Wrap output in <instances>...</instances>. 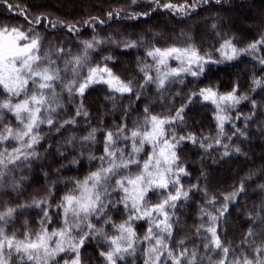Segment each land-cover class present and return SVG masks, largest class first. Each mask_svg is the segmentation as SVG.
Masks as SVG:
<instances>
[{"label": "trees", "instance_id": "1", "mask_svg": "<svg viewBox=\"0 0 264 264\" xmlns=\"http://www.w3.org/2000/svg\"><path fill=\"white\" fill-rule=\"evenodd\" d=\"M8 2L19 8L9 11L7 4L0 3V24L27 27L24 15L19 14L22 10L29 19L36 16L47 18L33 27L42 37L41 52L47 53L61 68L64 67L63 60L82 51V41L92 40L94 36L105 40L106 43L91 52L92 63H105L103 57H113L106 63L122 79L133 81V93L121 95L110 92L106 85L97 84L90 86L83 98H78L68 97L57 88L56 91L61 93L59 103L63 107L56 108L52 113L56 123L51 127L47 124L40 126L43 139L36 146L38 158H33L30 166L15 169L4 182L10 184L15 179L20 182L19 189L0 188V210L5 205L30 204L33 199L47 197L52 204V223L48 228L59 227L60 214L55 206L73 188L72 181L83 179L99 166L97 161L89 160L88 156L102 155L105 130L114 131L121 123H126L128 128L135 127L138 121L143 120L145 108L154 115L171 118L186 105L183 121L177 120L174 125L166 126L174 130L177 137L191 134L198 141L192 143L185 139L177 148L180 163L188 173L181 174L180 183L189 190V197L177 201L175 209L171 210L174 223L169 243L179 250V242L183 240L189 251H197L198 264H215L218 252L203 247L207 242L204 237L208 234L203 230L197 232L202 222L207 227V218L201 219V208L215 214L224 203L223 196L243 184L244 190L233 200L227 201L228 208L218 222L217 231L224 245L230 247L229 261L234 255L242 253L251 258L253 246L258 247L264 241V187H261L264 185V84L257 87L253 83L254 80L264 82V65L259 63V58L264 57V48L252 54H241L232 61L208 65L205 74L199 78L182 74V82L177 77L163 90L157 89L153 83L145 84L140 68L145 64H153L146 55L153 46L165 48L193 44L201 54L211 53L215 60L223 59L216 49L224 39L234 38L233 42L238 48H246L264 35V0H221L219 4L215 0H208L207 3H196L195 10H189L188 15H177L157 8L151 0H137L136 3H132V0ZM165 2L167 0H160V3ZM171 2L181 4L184 0ZM110 12L113 13L111 18L108 16ZM145 12L149 15L131 18L134 14ZM48 21H63L75 25L78 31L70 32L59 24L52 28ZM85 21H89V24H85ZM213 24L216 28L212 27ZM131 41H136L137 47H125ZM57 48H64L65 52L58 54ZM169 65L177 67L178 62L170 60ZM151 74L155 76V68L151 69ZM213 85L219 87L222 93L238 86L237 95L248 97L228 110V115L234 119L225 123V135L220 137L219 144L214 139L219 132L215 106L199 96L192 97L189 102L191 93ZM137 93L139 99L136 98ZM3 98L4 94L0 93V99ZM80 99L89 115L75 117L74 125H65L57 131L59 124L74 117ZM237 116L239 119H235ZM4 120L17 126L10 113H4ZM91 128L97 129L94 144L81 140ZM237 129L244 135H240ZM72 137L75 139L69 144L67 141ZM201 141L204 147H201ZM209 143L212 145L210 148L207 147ZM224 145L228 146L227 156L223 155L226 151ZM235 148L240 151L235 152ZM149 150L150 146L145 145V152ZM141 158H144V153H141ZM73 160L77 162L73 163ZM171 190V185L167 190H151L146 199L150 204L159 203L165 198L163 193ZM213 197L215 205H210L208 200ZM113 198L119 199L115 193ZM108 213L116 223L122 222L128 215L119 205L110 207ZM41 217L40 209L25 208L9 223L8 228L19 237L26 228L38 229ZM93 223L97 221L93 220ZM133 226L142 238L149 224L147 220H139ZM250 229L254 236L248 238L246 234ZM106 231L112 234L114 229L106 226ZM145 247V244H139L136 254L126 256L121 264H143ZM106 250V245L99 237L86 241L80 250L83 264H105L99 253Z\"/></svg>", "mask_w": 264, "mask_h": 264}, {"label": "snow or ice", "instance_id": "2", "mask_svg": "<svg viewBox=\"0 0 264 264\" xmlns=\"http://www.w3.org/2000/svg\"><path fill=\"white\" fill-rule=\"evenodd\" d=\"M136 2L137 0H132V3ZM151 2L157 8L169 10L177 15H188L189 10H195L196 3H207L208 0H192V3L184 0L181 4L172 3L171 0L165 3H160V0ZM220 2L221 0H215V3ZM0 3L7 4L9 11L19 8L8 0H0ZM19 14L24 15L27 27L0 24V93L4 94V98L0 99V188L10 187L13 190L19 189V181L13 179L10 184L4 182L15 169L30 166L31 160L38 158L36 146L43 139L40 126L47 124L51 127L56 123L52 113L56 108L63 107L59 103L61 93L56 91L57 88L68 97L78 98H83L86 90L97 84L106 85L113 93H133V81L122 79L106 63L113 57H103L105 63H92L91 52L106 43L105 40L94 36L92 40L82 41V51L63 60L64 67L61 68L47 53L41 52L42 37L33 27L47 18L36 16L29 19L24 11ZM112 15L113 13H108L109 18ZM147 15L148 12L134 14L131 18L138 19ZM48 23L52 28L59 24L70 32L78 31L75 25L65 24L63 21ZM84 23L89 24V21ZM212 27L216 28V25L213 24ZM233 40L234 38L224 39L216 49L222 60L212 59V54L208 52L201 54L193 44L185 47L153 46L146 52L153 64H145L140 68L144 74V82L153 83L157 89L163 90L177 77L182 82V74L199 78L205 74L208 65L232 61L241 54H252L264 48V35L248 44L246 48H238ZM125 47L135 48L137 42H128ZM56 52L63 54L65 49L57 48ZM170 60L177 61L178 66L170 67ZM259 63L264 65V57L259 58ZM153 68L155 76L151 74ZM253 83L257 87L264 84L261 80H254ZM237 92L238 86L222 93L219 87L213 85L191 93L189 102L192 97L199 96L215 106V119L219 129L214 138L217 144L220 143V137L225 135V123L234 119L228 115V110L248 99L246 96L237 95ZM136 98L139 99L138 93ZM253 106L255 107V102ZM184 107L186 105L178 109L171 118L154 115L145 108L143 120L138 121L135 127L128 128L126 123H121L114 131L105 130L102 155L88 156L89 160L97 161L99 166L83 179L72 181L73 188L65 193L55 206L60 214L59 227L51 230L48 228L52 223V204L47 197L33 199L30 204L5 205L3 210H0V264H83L81 248L86 241L97 237L107 247L106 251L99 253L105 264H121L126 256L136 254L139 244L146 245L143 264H198L197 251H189L183 240L179 242V250L169 243L174 223L170 215L171 210L175 209L177 201L189 197V190L180 183L181 174L188 173L180 163L177 148L185 139L192 143L198 142L191 134L177 137L174 130L166 128L167 125H174L177 120L183 121ZM4 113H10L17 126L7 123ZM88 115L83 100L80 99L74 117L59 124L57 131L65 125H74L75 117ZM235 119H239V116ZM237 131L244 135L239 129ZM96 133L97 129L91 128L81 140L94 144ZM74 139L75 137L69 138L67 142L71 144ZM200 144L204 147L203 141ZM145 145L150 146L147 152ZM207 147L212 145L209 143ZM224 147L226 151L223 155L227 156L228 146ZM234 151L239 152L240 149L235 148ZM141 153H144L143 159ZM170 185L172 190L164 192L165 198L159 203L150 204L146 199L149 191L167 190ZM243 190L241 184L239 189L224 195V203L215 214L201 208V219L207 218V227L202 222L197 232L203 230L208 234L204 237L207 242L203 247L205 250L218 252L215 264H264V241L258 247L253 246L251 258L242 253L239 256L234 255L229 261L230 247L225 246L218 235V222L227 211V201L233 200ZM113 193L119 199H114ZM208 203L215 205V198H210ZM117 205L128 213L127 218L120 223L114 222L108 213L110 207L115 208ZM30 207L40 209L42 217L38 222L39 228H26L22 236L18 237L15 231L9 230L8 225L23 209ZM93 220L97 223H93ZM139 220H147L149 224L142 238L133 226L134 222ZM106 226L114 229L112 234L106 231ZM246 235L251 238L254 233L250 229ZM208 259L211 261L210 256Z\"/></svg>", "mask_w": 264, "mask_h": 264}, {"label": "rangeland", "instance_id": "3", "mask_svg": "<svg viewBox=\"0 0 264 264\" xmlns=\"http://www.w3.org/2000/svg\"><path fill=\"white\" fill-rule=\"evenodd\" d=\"M78 1H82V0H78Z\"/></svg>", "mask_w": 264, "mask_h": 264}, {"label": "water", "instance_id": "4", "mask_svg": "<svg viewBox=\"0 0 264 264\" xmlns=\"http://www.w3.org/2000/svg\"><path fill=\"white\" fill-rule=\"evenodd\" d=\"M23 11V10H22Z\"/></svg>", "mask_w": 264, "mask_h": 264}]
</instances>
